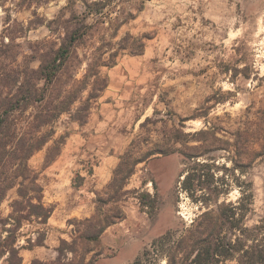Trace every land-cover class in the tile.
Returning a JSON list of instances; mask_svg holds the SVG:
<instances>
[{
    "label": "rangeland",
    "instance_id": "rangeland-1",
    "mask_svg": "<svg viewBox=\"0 0 264 264\" xmlns=\"http://www.w3.org/2000/svg\"><path fill=\"white\" fill-rule=\"evenodd\" d=\"M19 1L0 0V42L11 37L20 44L17 50L30 53L31 43L56 41L46 24L66 0L28 6ZM116 5L131 18L117 29L109 22L94 23L48 94L53 101L72 74L79 81L76 86L85 87L70 113L40 129L54 132L28 159L53 211L45 224L24 222L19 243L27 245L25 238L37 235L33 231H41L45 239L42 246L21 250L23 264L33 258L53 260L60 238L76 239L78 254L94 256L93 264H128L157 239L158 250L144 255L143 263L166 264L165 249L189 234L188 229L203 225L199 215L207 208L182 188L183 172L194 161L149 149L161 145L168 128H181V123L193 132L209 121L219 137L229 138L248 105L264 106V0H117ZM75 8L83 10L80 0ZM127 33L128 46L121 48L119 41ZM136 37L143 42L140 53L132 52ZM100 53L107 64L84 78L86 62L97 61ZM226 65H247L249 77L240 72L229 81L221 70ZM95 80L97 96L87 101ZM34 111L31 107L26 115ZM27 121L22 117L21 127ZM228 155L219 150L210 154L214 159L203 161L218 167L221 179L214 184L225 189L218 203H237L245 183H251V224L264 215V160L245 173L232 169ZM203 172L210 181V169ZM14 197L15 190H9L2 215L10 212ZM99 225L105 227L98 242L79 238L95 234Z\"/></svg>",
    "mask_w": 264,
    "mask_h": 264
},
{
    "label": "trees",
    "instance_id": "trees-1",
    "mask_svg": "<svg viewBox=\"0 0 264 264\" xmlns=\"http://www.w3.org/2000/svg\"><path fill=\"white\" fill-rule=\"evenodd\" d=\"M47 1L21 0L19 5ZM76 1L66 0L58 14L47 22L46 26L56 36V41L31 43L30 53L17 50L20 44L14 43L11 37L8 41L3 39L0 42V206L8 191L15 190V197L9 203L10 212L4 216L0 209V261L7 264H23L22 249L44 245L45 238L41 231H33L32 234L37 233L35 237H26L27 245L19 243L20 237L24 235L21 229L25 221L35 220L45 224L53 211L52 206L43 199L38 173L30 168L28 159L51 139L54 132L52 129L42 132L40 129L50 126L62 113H70L85 87L76 86L79 81L72 74L71 79L63 82L53 101L48 100L49 92L67 69L75 47L90 34L94 23L109 22L117 29L131 18V13H124L117 8V0H80L83 5L80 12L75 8ZM93 16L96 18L90 22ZM129 38L127 33L120 39L121 48L128 46L125 41ZM135 41L138 45L133 47L132 52L140 53L143 42L139 37ZM100 56L101 53L97 55V61L86 62L84 78L91 73L97 74V65L107 64L100 61ZM35 60L38 61L36 67L32 66ZM247 67L226 65L221 70L229 74V81L233 82L240 72H244L245 78L249 77L245 73ZM95 84L96 80L87 101L97 96ZM31 107L35 111L27 116ZM22 117L28 118L27 127H21ZM208 122L205 128L193 132L185 131L182 123L181 128H168L167 138L162 140L161 145L156 143L155 148L149 149L165 155L179 153L185 159L194 161L193 166H187L183 172L182 188L192 200L207 208L199 215L206 221L203 225L193 232L188 229L189 234L183 235L165 249L166 264H264V215L256 222L248 223V216L253 212L251 183H245L237 203L225 200L218 203L220 194L225 190L214 184L221 179L216 172L218 167L203 161L204 158H210L212 152L226 151L232 169L247 173L256 162L264 160V106L252 109L248 105L238 126L226 139L219 137L217 127ZM52 149L49 147L47 150L46 163ZM203 168L210 169L208 182L204 180ZM199 169H202L201 172ZM213 203L215 208L208 209ZM104 227L99 225L95 234H80L79 238L98 242ZM167 235L168 232L161 238ZM75 241L74 238L72 242L60 238L57 256L53 260L33 258L29 264H93L95 257L87 259V253L78 254L74 247ZM157 241L153 240L152 249H145L141 256L128 264H144L143 256L158 250Z\"/></svg>",
    "mask_w": 264,
    "mask_h": 264
}]
</instances>
